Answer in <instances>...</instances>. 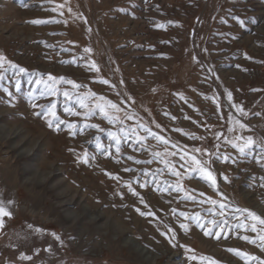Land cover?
<instances>
[{"label": "rangeland", "instance_id": "rangeland-1", "mask_svg": "<svg viewBox=\"0 0 264 264\" xmlns=\"http://www.w3.org/2000/svg\"><path fill=\"white\" fill-rule=\"evenodd\" d=\"M37 19L47 23H31ZM0 55L28 70L19 73L7 61L0 69V200L12 212L0 229V264H202L201 256L246 264L229 249L264 260L258 233L238 226L251 223L243 209L264 218V159L257 161L264 152L254 147L240 156L228 143L251 136L264 145V0H0ZM93 62L99 71L91 68ZM49 73L65 78L56 96L42 95L44 86L35 84ZM79 98L89 108L117 104L123 111L108 110L123 124L109 123L99 110L86 117ZM53 102L57 116L49 117L54 125L49 128L35 113ZM60 121L77 127L63 123L57 130ZM141 124L169 144L149 136L141 145L119 132L135 126L147 135ZM109 130L119 132L120 152ZM217 133L223 134L219 140ZM98 143L105 147L98 150ZM173 144L209 152L220 145L219 153L230 159L216 160L212 168L223 195L189 177L179 163L182 176L171 175L161 159L178 161L165 156L166 148L176 151ZM145 169L155 179L140 188L137 177L144 180ZM177 182L184 191L170 187ZM129 183L143 204L129 192ZM186 194L196 199L186 200ZM208 197L225 204V217ZM137 207L154 215L141 216ZM180 212L199 213L205 224L226 218L231 228L219 240L205 237ZM169 227L176 231L171 242V233L162 235ZM193 255L197 259H190Z\"/></svg>", "mask_w": 264, "mask_h": 264}, {"label": "snow or ice", "instance_id": "snow-or-ice-1", "mask_svg": "<svg viewBox=\"0 0 264 264\" xmlns=\"http://www.w3.org/2000/svg\"><path fill=\"white\" fill-rule=\"evenodd\" d=\"M25 7H27V5H25ZM55 10V9H53ZM239 24L241 26H244V20L240 19L239 17L235 18ZM31 23L34 24H41V23H47V21H43V20H33L31 21ZM161 27H163V25H160ZM84 51L87 52H91L92 50L90 48H85ZM7 61V64L9 65V67L12 68H16L18 69L19 73H25L28 70L20 67L19 65L14 64L12 61L7 60V58L3 55H0V69H3L4 67V62ZM237 67H240L239 65H237ZM91 68L95 69L96 71H99L98 67L96 66L95 62H93L91 64ZM209 72H211L212 70L209 69ZM0 79H3V72H0ZM65 80L64 77H55L53 74L49 73L47 74V79H43V78H38L35 81L36 85H43L44 86V91L42 92V95H50V96H56L59 92L60 89L57 87V84L60 82H63ZM68 84H72L74 87L79 88L80 85L76 84L73 80H67ZM104 84H107L108 81L107 80H103ZM16 89L17 91H19L20 89V82L19 80L16 81ZM5 92H8V89L5 88L4 89ZM8 95L11 97L12 93L8 92ZM63 95L68 98L71 99V95L69 93V91L65 90L63 92ZM92 95H95L94 93H92ZM14 98V97H13ZM102 100L104 98H101ZM227 99L228 101L232 100V93L229 91L227 92ZM79 103H80V107L85 109V113L84 115L87 117L91 114H93L96 110H99L100 114L109 121V123H120L123 124V121L118 117V116H113L110 114L109 112V106L112 110H115L116 112H121L123 111L122 109H120V107L117 104L112 103L111 101H105L103 103H97L95 105L94 108H89L88 104L85 103V98H79ZM234 108H238V110L241 112L242 115L246 114L244 112V109L236 104H232L231 105ZM38 107V105H33V108ZM55 102H53L51 104V106L45 110L43 113L41 112H36L35 115L37 117L43 115L46 120H47V126L49 128H52L53 125V119L49 118H55L57 116V113L55 111ZM65 111H70V109H65ZM75 115H80L79 112H76ZM125 119H132V116L128 113H125ZM172 119H175V117H172ZM63 123H67V128L70 130H74L77 125L75 123H70V122H66V121H60V123L55 124V127L57 130L60 129V124ZM236 123L239 125V127L241 129H245L247 128V125L240 122L239 120L236 121ZM86 127H99L98 125H86ZM140 128H143L144 131L147 133V135H140L139 131L137 129V127L133 126L131 127L130 131L126 130L125 128L121 127L119 129V132H124L125 136L128 139H134L136 143H139L141 145L144 144V142L148 139V137H153L154 139H156L158 142H162L165 145L169 144V140L166 139L164 136L159 135V133L152 131L151 128H148L144 125H140ZM157 127H159V125H157ZM234 129H229V131H233ZM177 131H182L180 129H177ZM119 132L117 131H111L109 130V136L112 140L115 141V151L116 152H120V144H121V137L119 135ZM72 135H75V131H72L71 133ZM223 135L222 133H217L216 134V138L217 140H219L220 136ZM192 139H197V137L192 136ZM237 139H241L240 137H238ZM225 140H227V137H225ZM228 143L232 144V147L235 148L238 153L240 154V156H245L248 152H250L254 147L259 148L260 152H264V145H257L255 144V141L253 140V138L251 136H248L243 143H235L234 141H228ZM105 146L103 144L98 143L97 144V149H101L104 148ZM112 146H109V149L105 151L106 155H111V151L110 148ZM172 147L174 149H176V151H171L169 152L167 150V148L165 149V156L166 157H178V161L173 162L170 159H166V158H162L161 162L164 164V166L168 169V171L171 173V175L180 178L182 176L181 171L176 167V163H179V168L181 169H185L186 172L189 174V177H191L192 175H194L195 177H197L200 181L208 184L214 191L219 193V188L217 185V178H216V174L213 171L212 165L215 163L216 160H221V161H228L230 159V156L227 153H219V147L220 145L217 144L215 145L217 151L216 152H209V149L207 148H194L191 151H189L187 149V145H184L182 147H178L176 144H173ZM70 151H72V149H70ZM193 153H199L202 156H207V159H201L199 158L196 154ZM154 155L158 158L161 157L160 153H154ZM129 159H133V157L129 156ZM261 159H264V156H257V161L259 162ZM84 162L87 163V157H85ZM235 160H232V163H235ZM137 163H141V161H137ZM147 163H151V161H148ZM125 172H131L132 169L130 168H124ZM111 176V174H108ZM144 176L145 179L144 180H140L139 177H137V183L139 184L140 188H146L147 185L149 183H151V179H155L154 174H151V179H149V172L147 171V169H145L144 172ZM116 179H119V177H115ZM223 179L225 181H228V177L225 175L223 176ZM170 187H174L175 191L177 192H182L184 191L182 185L177 182L174 186H170ZM128 190L129 192H131L134 196L138 197L140 199V203L143 204L144 198L141 196V193L139 191L136 190V188L132 187L131 183L128 184ZM167 189H165L166 191ZM220 195H223V193H219ZM201 195L203 196L204 194L201 193ZM121 196L123 197V193H121ZM185 199L186 200H195L196 197L192 196V195H185ZM206 202H210L211 205L215 206L217 204H219V216L220 217H225V213H224V208L226 207L224 203H222L221 201L212 199L211 197H208V201ZM13 201H8L7 204H12ZM136 211L138 213H140L141 216H151L154 215L153 212L151 211H142L141 208L137 207ZM175 211V210H174ZM237 211H240L239 209ZM243 212L248 213V220L251 221V223H245L243 221H241L239 223V227H243L246 230L248 228H251L252 232H256L258 233V240H259V248L264 251V218H262L261 216L257 215L255 212L249 211L248 209H243ZM179 215L181 217H184V219L187 220H192L195 221L196 224L198 225V227H200L203 231V235L205 237H212L214 236L217 240H219L222 236V234L224 236L227 235V232L225 231L226 229H230L231 225H229L228 221L226 218L224 219H220V220H209L207 224H205L202 221V218L200 216L199 213H195L193 215H190L187 212H180ZM12 216V212L9 210V208L7 207V205L5 204L4 201L0 200V229H3L4 224H5V217L10 218ZM257 225H260L261 227H257ZM189 225L187 223H180V228H182L185 232L189 231ZM213 229H216L215 231H213ZM169 233H171V237H170V242L171 240L175 239V235H176V231L175 229L169 227L167 232L162 233V235H168ZM55 235V234H53ZM57 239H59V237H56ZM244 240H250L249 236H244L243 237ZM250 242L252 243H256V240H251ZM175 247V245H173ZM229 251L234 252L236 255L241 256L242 258L245 259L246 264L248 261L251 260H256L258 262V264H264V260H262L259 256H250L247 253H242L240 252L238 249H229ZM21 258L24 260H31L32 257L31 256H27L23 253H21ZM190 259H197V257L195 255L191 256ZM199 259L202 261V264H219L218 261H216L214 258L212 257H208V256H201L199 257Z\"/></svg>", "mask_w": 264, "mask_h": 264}, {"label": "bare ground", "instance_id": "bare-ground-1", "mask_svg": "<svg viewBox=\"0 0 264 264\" xmlns=\"http://www.w3.org/2000/svg\"><path fill=\"white\" fill-rule=\"evenodd\" d=\"M2 162H3V163H6V162H7V160H3ZM4 219H5V218H4Z\"/></svg>", "mask_w": 264, "mask_h": 264}]
</instances>
